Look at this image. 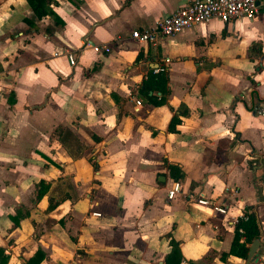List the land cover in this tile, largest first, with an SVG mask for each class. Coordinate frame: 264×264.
I'll return each mask as SVG.
<instances>
[{
    "label": "crops",
    "instance_id": "obj_1",
    "mask_svg": "<svg viewBox=\"0 0 264 264\" xmlns=\"http://www.w3.org/2000/svg\"><path fill=\"white\" fill-rule=\"evenodd\" d=\"M187 1L51 0L54 16L36 18L29 0H0L7 264L38 248L41 264H164L170 241L180 264H246L224 255L246 213L260 232L249 264L264 254V12L156 45L132 38ZM156 67L168 79L160 106L139 92ZM168 165L183 173L172 199Z\"/></svg>",
    "mask_w": 264,
    "mask_h": 264
},
{
    "label": "built area",
    "instance_id": "obj_2",
    "mask_svg": "<svg viewBox=\"0 0 264 264\" xmlns=\"http://www.w3.org/2000/svg\"><path fill=\"white\" fill-rule=\"evenodd\" d=\"M263 12L264 0H191L171 14L157 20L152 27L132 31L131 36L140 43L156 45L159 39L173 37L198 24H207L212 20H219L223 23L235 22L239 18L252 20ZM95 50L99 51L98 48ZM67 60L71 66L75 65L76 60L71 53H67ZM161 71H164L163 67L153 69V73ZM262 116L264 117V111H262ZM181 192V184L174 181L167 191V198L172 199ZM188 197L190 201L198 205L210 206L215 212L226 214L223 206L211 204L210 200L204 196L188 195ZM257 264H264V254L258 258Z\"/></svg>",
    "mask_w": 264,
    "mask_h": 264
},
{
    "label": "trees",
    "instance_id": "obj_3",
    "mask_svg": "<svg viewBox=\"0 0 264 264\" xmlns=\"http://www.w3.org/2000/svg\"><path fill=\"white\" fill-rule=\"evenodd\" d=\"M32 12L36 18H41L46 15L54 16V13L48 8L51 0H29ZM167 76L164 71L159 73H153L152 70H149L146 73V78L142 82V88L139 89V92L142 93L146 99L153 104L154 106H160L165 103L166 96L169 93L167 86ZM149 92L153 94L148 95ZM159 93V95H156ZM179 122L177 118H172L168 129L173 131L174 126ZM168 170L171 178L174 181H179L183 178V173L179 167L174 165H168ZM42 184V182H40ZM43 192H39L36 196V199H40ZM51 208H49L50 210ZM10 219L13 221V224L17 226L19 224V219L17 217L11 216ZM260 235L259 226L257 218L254 213H246L242 218L238 219L234 227V236L230 244L228 253L224 255H232L239 257L241 259H246L248 247L246 244H251L254 239H257ZM243 239V241H241ZM171 251L165 257L164 264H180L181 257L179 253V248L177 243L170 241ZM264 245V241H263ZM44 252L38 248L31 257H29L25 264H41L44 259ZM8 256H6L0 248V264H7Z\"/></svg>",
    "mask_w": 264,
    "mask_h": 264
},
{
    "label": "water",
    "instance_id": "obj_4",
    "mask_svg": "<svg viewBox=\"0 0 264 264\" xmlns=\"http://www.w3.org/2000/svg\"><path fill=\"white\" fill-rule=\"evenodd\" d=\"M259 244H260L259 239H254L252 243L250 244L248 252H247L246 260H245L246 264H249L251 260L253 259V257L255 256L256 251L259 247Z\"/></svg>",
    "mask_w": 264,
    "mask_h": 264
}]
</instances>
